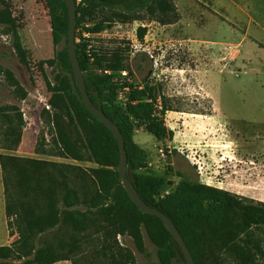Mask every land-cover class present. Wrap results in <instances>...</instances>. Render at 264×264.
<instances>
[{"label":"rangeland","instance_id":"1","mask_svg":"<svg viewBox=\"0 0 264 264\" xmlns=\"http://www.w3.org/2000/svg\"><path fill=\"white\" fill-rule=\"evenodd\" d=\"M5 1L14 20L24 61L19 60L11 37L0 26V107L16 106L32 115L40 111L42 115L52 111L54 116L67 113L72 118L62 95L59 96L61 105L57 99L48 98L39 68L54 52L44 1ZM198 3L166 0L163 13L155 9L152 13L144 10L136 16L119 13L88 16L85 27L93 19L104 22L105 28L96 34L83 32L82 35L91 49L102 53L107 63H115L116 55H120L123 60L118 71L126 70L134 81L154 88V115L165 133L156 140L142 129L133 132V140L146 151L147 162L153 161L156 145L171 149L166 164L155 162L148 167L171 182L164 191L171 192L179 180L174 172H180L191 180L226 191L244 204L264 205V60L263 49L258 51V45L264 47V44L258 37V19L255 15L254 21H248L243 15L231 12L236 15L234 18L219 17L214 22L209 16L212 5ZM244 6L248 11L249 5ZM254 8L258 11V2ZM43 19L46 26L41 35L38 22ZM139 27L145 28L141 41L137 39ZM118 71L114 72L115 76ZM56 72L43 64V74L49 81ZM18 88L28 93L24 102L19 100ZM46 103L51 105L49 109ZM17 139L13 124L8 125L5 116L0 114V155L36 160L30 148V129L23 130L22 147L14 145ZM82 150L84 158L79 164L57 158L49 161L54 164L50 172L55 183L50 186L57 194V205L61 204L66 188L77 190L81 180L75 176L80 177L82 172L89 173V169L96 167L87 149ZM167 165L173 173L166 174ZM72 166L79 170L71 169ZM78 209L84 211L83 206ZM18 216L22 219L0 170V245L12 249L21 246L27 234L23 220L19 227L4 226L5 220L9 226ZM96 222L103 230L95 232L89 228L82 238H76V248L68 259L54 264H113L110 254L117 253L118 249L129 252L136 264L157 263L155 247L144 231L143 244L149 257L135 249L128 234L106 233L107 223L99 219ZM69 225L65 222L58 233L50 231L39 237L36 248L54 247L60 240L68 243L72 232ZM234 244L239 247L220 253L218 264H264V225L251 227ZM12 262L20 263L17 259Z\"/></svg>","mask_w":264,"mask_h":264},{"label":"trees","instance_id":"2","mask_svg":"<svg viewBox=\"0 0 264 264\" xmlns=\"http://www.w3.org/2000/svg\"><path fill=\"white\" fill-rule=\"evenodd\" d=\"M43 1L48 12L54 47L53 57L39 65L44 85L47 92L60 93L63 96L96 167L89 169V173L82 172L80 177L75 176L81 180L77 190L75 187L66 188L61 204L57 205V194L50 186L55 183L50 172L53 162L0 155V167L22 214L27 232L19 248L0 246V264H13L12 261L16 259L20 261L19 264H54L67 260L76 248L77 237L82 238L89 228L95 232L103 230V227L96 225L98 219L107 223L106 233L128 234L135 249L149 257L143 244L144 231L155 247L157 263L151 264H185L177 243L166 231L161 220L133 204L122 188L117 173L119 150L116 140L85 108L74 83L67 51L68 16L65 2ZM74 2L75 51L85 88L92 104L118 127L124 139L130 183L147 206L157 209L172 221L195 264H218L220 253L239 247L234 244L239 236L251 227L264 225V205L244 204L230 193L191 180L180 172H174L179 180L171 192L161 197L168 188L169 180L148 169L146 151L133 140V121L139 122L144 131L156 140L165 133L164 127L154 115V88L144 83L141 89L131 92L129 103L121 108L115 100L114 72L121 68L123 58L116 55L115 63H107L102 53L91 49L87 38L82 35L83 32L96 34L105 28L104 22L93 19L91 25L85 27L88 16L104 13L136 16L144 10L152 13L155 9L163 13L166 11V0ZM0 26L3 27V33L11 37L12 48L23 62L19 37L5 0H0ZM38 26L40 34L44 35L46 21H39ZM144 34L145 28L139 27L138 41L143 39ZM43 64L57 70L52 81L43 74ZM104 70L110 71V74H104ZM5 72L11 79L10 73ZM14 86L17 83L14 82ZM19 93L20 101L27 97L24 90ZM16 110V106L0 107V113ZM70 168L79 170L75 166ZM169 173H173V170L167 165L166 174ZM87 178L88 182L85 181ZM80 206L84 207V211L78 209ZM86 213L92 217H87ZM65 222L72 229L68 243L60 240L54 247L36 248L35 243L39 237L50 231L58 233ZM107 249L110 250L111 247L107 246ZM110 258L113 264H136L132 255L122 252V249L111 253Z\"/></svg>","mask_w":264,"mask_h":264},{"label":"crops","instance_id":"3","mask_svg":"<svg viewBox=\"0 0 264 264\" xmlns=\"http://www.w3.org/2000/svg\"><path fill=\"white\" fill-rule=\"evenodd\" d=\"M188 1L196 4H199L198 2L204 1L205 3L207 2L208 4H211L212 13H209V16H211L214 22L216 21L218 22L220 20L219 17H221L224 20H228L227 16L228 17L232 16L234 18L236 15H233L231 12L237 13L240 16L243 15L244 17L242 18L248 21H254L256 15V19H258V37H261L262 39L261 42L262 44H264V0H258V1L257 0L255 1L188 0ZM257 2H258V11L255 10L254 8V5L257 4ZM246 4L249 5V7L247 6L248 11L245 10L246 6L244 5ZM218 10L220 13L218 12ZM220 14H222V16ZM191 18L193 17L191 16ZM250 23L251 22L247 23V26L248 24L250 25ZM262 49H263L262 57L264 60V47L258 45V51H262ZM47 95H49L48 98L57 99L58 104L61 105V102H59L60 99L59 96L61 95L60 93L47 92ZM25 99L21 101L24 102ZM46 105L49 106V104L47 103ZM50 106L48 107V109L50 108ZM41 112L42 111L38 113L32 112L34 113V115H32L27 111H25L24 109L22 108L19 109L18 107V110L16 111L0 113L5 116V121L7 122L8 125L13 124V129L18 135V139H17L18 141L16 140L17 142L14 143V145L22 147V144L24 142L23 130L25 128H29L30 129L29 142H30L31 152L35 156L34 159L39 161L49 162L53 158H57V160L67 161L70 162L71 164L81 163L84 158V151L82 150V148L86 149V146L73 117L72 118L69 117L67 113L64 114L63 116H58V115L54 116V114H52V111H50L49 114L47 113L48 115L45 114L42 115ZM136 144L138 145V143ZM56 147L60 148L59 151L56 150L57 153L56 151H54ZM170 165H172V163ZM0 170L2 172L1 167ZM3 204H4L3 209L6 210L5 207L6 202L3 201ZM12 222L13 223L9 224L8 226L7 221L5 220L4 226L7 228L14 225L18 227L23 225L22 219H20L19 216L16 217ZM6 237L8 238L9 234Z\"/></svg>","mask_w":264,"mask_h":264},{"label":"water","instance_id":"4","mask_svg":"<svg viewBox=\"0 0 264 264\" xmlns=\"http://www.w3.org/2000/svg\"><path fill=\"white\" fill-rule=\"evenodd\" d=\"M66 8H67V16H68V27H67V51L68 58L72 70V76L74 79V83L78 89L81 100L85 106V108L96 117L113 135L116 140L118 150H119V161L117 165V173L121 181L122 188L126 192L127 196L131 200L133 204H135L138 208H140L145 213L151 214L159 218L165 227L166 231L172 236L174 241L177 243L182 256L184 258L185 264H195L181 235L178 230L172 223V221L163 213L154 209L152 207L147 206L138 196L135 188L130 183L127 176V158L126 152L124 149V139L118 129V127L112 123L100 110H98L91 102L90 97L85 88V82L83 78V74L80 70L76 51H75V23H76V12H75V2L74 0H64ZM168 185H171V182H168Z\"/></svg>","mask_w":264,"mask_h":264},{"label":"built area","instance_id":"5","mask_svg":"<svg viewBox=\"0 0 264 264\" xmlns=\"http://www.w3.org/2000/svg\"><path fill=\"white\" fill-rule=\"evenodd\" d=\"M80 0H77L79 2ZM101 73V71H99ZM104 74H110V71H102ZM115 89V100L118 105L122 108H125L129 103L130 94L133 90H139L142 88L143 84L132 79V75L126 70L118 71L117 75L114 78ZM134 132L138 133L143 129V126L137 122L133 121ZM171 157V149L168 146L156 145L154 148V159L151 162H147V167L155 162H161L166 164L168 159ZM170 191L166 190L161 194L167 195Z\"/></svg>","mask_w":264,"mask_h":264}]
</instances>
